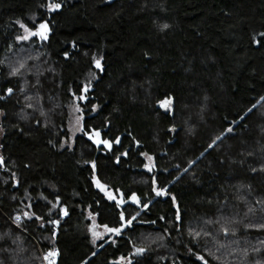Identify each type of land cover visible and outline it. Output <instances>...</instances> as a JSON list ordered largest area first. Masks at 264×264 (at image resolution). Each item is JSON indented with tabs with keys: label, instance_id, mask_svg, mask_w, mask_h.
<instances>
[{
	"label": "trees",
	"instance_id": "1",
	"mask_svg": "<svg viewBox=\"0 0 264 264\" xmlns=\"http://www.w3.org/2000/svg\"><path fill=\"white\" fill-rule=\"evenodd\" d=\"M55 2L61 10L48 12V0H0V95L14 89L0 100V264H42L52 248L57 264H121V257L203 264L197 255L221 264L225 243L231 264L264 261V230L245 227L264 223V172L252 171L264 166V0ZM17 21H47L48 40L17 41ZM89 83L87 102H79L84 125L110 138L111 150L83 133L68 145L70 105ZM168 98L170 110L160 106ZM142 153L154 157L152 172ZM94 176L128 202L118 207ZM153 187L170 195L157 197ZM133 192L150 202L147 210L128 200ZM121 210L140 215L119 236L94 244L89 215L100 227H118ZM25 211L44 220L22 216L17 228L12 218ZM49 219L60 220L55 238ZM222 226L235 236H224ZM140 247L146 251L133 255Z\"/></svg>",
	"mask_w": 264,
	"mask_h": 264
},
{
	"label": "snow or ice",
	"instance_id": "2",
	"mask_svg": "<svg viewBox=\"0 0 264 264\" xmlns=\"http://www.w3.org/2000/svg\"><path fill=\"white\" fill-rule=\"evenodd\" d=\"M42 7H45V5H42ZM46 8H47L48 12H57V11L61 10L62 4L59 2H55V0H48V3L46 4ZM33 20L35 21V18H33ZM16 23L19 24V27L21 29H23V32H24L23 35H18L16 37L17 41H28L33 37L38 38L40 41H47L49 38V34H50L51 29H50L49 23L47 21H40L38 23H34L33 27H29L20 21H17ZM164 27L167 28L168 25H164ZM259 35H260V37L264 38V33H260ZM253 39H254L255 43H257V44L261 43V40H257V39H255V37ZM67 56H68V53H65V57H67ZM93 60H94L95 67L102 71L103 69H102V65H101V60L95 59V58H93ZM24 67H25L24 64H20L19 67L12 68L9 75L11 77L18 76L20 74V69L24 68ZM89 90H90V83L87 85H84L82 87L81 94L79 96H76L75 98L78 99L79 101L87 102V100H88L87 93L89 92ZM21 91H24V89H21ZM13 92H14V89L12 87H8L5 90L4 94L0 95V100L6 99L7 97L11 96L13 94ZM73 95L75 96V93H73ZM26 99L31 101L33 99V97L28 96V97H26ZM261 100H264V97H261ZM37 103H39V99L37 100ZM171 105H172V99L168 98L165 101L161 102L160 106L165 108L166 110H170ZM26 107L34 108L35 106L32 103H28L26 105ZM254 107H256V105H253V108ZM75 110L77 113H80V115L77 116V118H76L75 130L83 133V135L86 136L88 138V140L93 141V143H95L97 145L103 144L104 146L111 149V146H112L111 142L108 140H105V139H101V132L100 131H98L96 129H86V127L84 125L83 109L79 105H77ZM95 110H96V108H95V106H93L92 111L94 112ZM251 110L252 109H249L248 111L250 112ZM3 115H5V113L2 110H0V116H3ZM41 115H44V113L41 112ZM2 131H3V129L0 128V132H2ZM70 131H71V129H70ZM169 131H175V129H170ZM227 132H232V129L231 128L227 129ZM216 139L220 140L221 137L218 136ZM115 142L118 144L120 142L119 138H117ZM213 144H215V141H213ZM63 146L64 145L61 144V147H63ZM212 146L213 145H209V147H212ZM124 155H127V153H125ZM142 155L146 156L149 161L153 160V157L148 156L147 153H142ZM118 161H119V158H117V162ZM192 163H195V161H193ZM3 164H4V158L2 156H0V166H3ZM92 167H93V169H95V163L94 162L92 163ZM189 167H191V164L189 165ZM145 168L149 172L152 171V166H149L148 164L145 165ZM184 171L187 172L188 169L185 168ZM252 171L253 172H256V171L264 172V166H261V168H259V169L253 168ZM13 179H15V173H13ZM93 179H94V183H95L96 187L98 189H100L101 191H105L106 186L104 184H102L100 182V180L98 178H96L95 176L93 177ZM18 183H19V181H16V183L13 184V187L18 186ZM155 183H156L155 178H153V184H155ZM152 191L155 193V195L157 197H163V196L170 195V193L167 191V189H163V188L153 187ZM105 195L107 196V198L109 200H115L116 199V197L110 192L105 191ZM122 197H123V194H122ZM171 199H172L173 204L175 205V203H176L175 196H171ZM128 200H130V202L132 204L136 205L138 208H141V210H147L149 208L150 202L149 203H142L141 198L134 192L131 194L130 197H128ZM59 202H60L59 197H57L56 202L52 204V207L55 208L59 204ZM127 202L128 201L121 198V200L117 202V206L119 207L121 204L127 203ZM49 203H51V202H49ZM257 203H260V201H257ZM26 207L31 208V205H27ZM60 211H61L63 216H67L69 214L67 208L62 207L60 209ZM252 211H253V209L250 207L249 212H252ZM139 215H140V212L138 211L136 213V215H133L130 218H126L124 211L121 210L120 214H119V218H120V222H121L120 226L109 227L107 224H105V225H103V228H104L106 233H113V234L119 236L122 233V231L124 230V228L131 226L133 221H135ZM22 216L28 220L33 219V217H35V219H37V220H41V221L44 220L43 217L36 216L35 213L30 214L29 212L25 211V212H22V214L15 215L14 218H12L13 223L17 226V228H23ZM160 219H164V217H161ZM176 222H177V224H179L181 222V215H180L178 208H177V212H176ZM45 223H49V224L54 226L52 236H53V238H55L56 229L59 228L60 220L59 219H49ZM152 223H155V221H152ZM207 223H211V221H208ZM234 223H239V222L234 221ZM40 226L44 227V223H41ZM96 227H99V226L97 225ZM245 227L246 228H255L257 230H264V223H259V224L249 223V224H246ZM9 231H11V230H9ZM236 231L237 230L235 228L229 229L228 227H225V226L221 227V232L224 236H229V235L235 236ZM92 234L94 237L93 243H95V238H101V234L98 232L93 231ZM189 235H191L195 238V237H199L201 235V232L190 230ZM204 235L207 236L210 234L205 232ZM0 239H3V237H0ZM17 239H19V237H17ZM13 243H15V241H13ZM261 243L264 244V241H261ZM220 246L224 247L225 245L221 244ZM145 251H146V249L143 247L136 248L135 253L133 255H142ZM253 251L260 252L261 250L259 248H255V249H253ZM59 254L60 253H59L58 249L52 248V249H50L44 253L42 259H43V261L46 262V264H57V257L59 256ZM93 255H95V253H93ZM245 255H247L246 251H245ZM196 258L198 260L202 261L203 264H208V261L204 258V256L197 255ZM124 259H126V258L121 257V260H124ZM128 264H132V261L128 260ZM256 264H264V261L257 260Z\"/></svg>",
	"mask_w": 264,
	"mask_h": 264
},
{
	"label": "rangeland",
	"instance_id": "3",
	"mask_svg": "<svg viewBox=\"0 0 264 264\" xmlns=\"http://www.w3.org/2000/svg\"><path fill=\"white\" fill-rule=\"evenodd\" d=\"M108 1H112V0H108ZM23 34H24V32H23ZM33 38H35V37H33ZM33 38H31V39H33ZM36 39H38V38H36ZM30 57L31 56H28V58H30ZM33 57H36V56L33 55ZM26 92H27V90L24 89L23 93H26ZM79 102L80 101L78 99H76L74 101V103L70 105V108H69V111H70V116H69V130L71 129V131H70V141H69V144L68 145H73L76 136L81 133V132H78V131L75 130L76 118H77V116L80 115V113H77L75 109H76V106L77 105L81 106ZM261 110H262V113L264 114V105L261 107ZM257 154H258V150H257ZM145 158H146V164H148L149 166H152V171H153L155 169V159H154V157H153V160L152 161H149L146 156H145ZM105 191L112 193L116 197L115 200L117 202L119 200H121V198H119L117 195H115L111 190H108L106 188ZM105 191H103V192L105 193ZM89 216L92 218V224L88 228V232H89L91 238L94 240V237H93V234H92L93 231L98 232V233L101 234V238H95V243L94 244H97L99 241H101V240H103V239H105L107 237L110 238V239H114V237L116 236L115 234H113V233H106L103 227H100V226L99 227H96L97 224L95 222V218L93 216H91V215H89ZM198 232H201V235H203L202 238H205L206 237V238L210 239V235H207V236L204 235L205 232L203 233V231H201V230H199ZM225 244H227V243H225ZM225 244H223V245H225ZM217 254H219V255H217L216 258H218V260H219V262L221 264H231L232 262H234V259L231 258L233 255L229 252L228 247L226 245L224 247L218 246V252H217ZM229 254H230V257H229ZM128 260L129 259L120 260V263L121 264H128Z\"/></svg>",
	"mask_w": 264,
	"mask_h": 264
},
{
	"label": "flooded vegetation",
	"instance_id": "4",
	"mask_svg": "<svg viewBox=\"0 0 264 264\" xmlns=\"http://www.w3.org/2000/svg\"><path fill=\"white\" fill-rule=\"evenodd\" d=\"M101 132V131H100ZM82 134V133H81ZM87 138V137H86ZM88 139V138H87ZM101 139H105V140H108V141H110L111 142V140H110V138H108V137H106L102 132H101ZM90 142H92L93 143V141H91V140H89ZM94 144V143H93ZM101 145V147H100V149H105V150H109V148L108 147H106V146H104L103 144H100ZM111 149L113 148V144H112V142H111ZM110 149V150H111Z\"/></svg>",
	"mask_w": 264,
	"mask_h": 264
},
{
	"label": "water",
	"instance_id": "5",
	"mask_svg": "<svg viewBox=\"0 0 264 264\" xmlns=\"http://www.w3.org/2000/svg\"><path fill=\"white\" fill-rule=\"evenodd\" d=\"M94 146H96V148H100L101 147V145H97L95 143H94Z\"/></svg>",
	"mask_w": 264,
	"mask_h": 264
},
{
	"label": "built area",
	"instance_id": "6",
	"mask_svg": "<svg viewBox=\"0 0 264 264\" xmlns=\"http://www.w3.org/2000/svg\"><path fill=\"white\" fill-rule=\"evenodd\" d=\"M44 255V254H43ZM43 255H42V257H43ZM42 264H46V262L45 261H43V259H42Z\"/></svg>",
	"mask_w": 264,
	"mask_h": 264
},
{
	"label": "crops",
	"instance_id": "7",
	"mask_svg": "<svg viewBox=\"0 0 264 264\" xmlns=\"http://www.w3.org/2000/svg\"><path fill=\"white\" fill-rule=\"evenodd\" d=\"M92 241H93V239H92Z\"/></svg>",
	"mask_w": 264,
	"mask_h": 264
}]
</instances>
